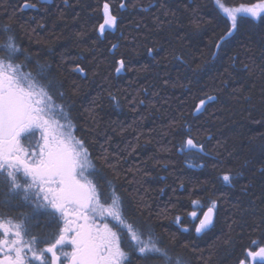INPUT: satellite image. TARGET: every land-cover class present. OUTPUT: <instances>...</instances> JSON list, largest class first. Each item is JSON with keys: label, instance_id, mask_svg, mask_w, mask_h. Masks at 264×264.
<instances>
[{"label": "trees", "instance_id": "16d2710c", "mask_svg": "<svg viewBox=\"0 0 264 264\" xmlns=\"http://www.w3.org/2000/svg\"><path fill=\"white\" fill-rule=\"evenodd\" d=\"M105 2L118 24L101 36ZM5 29L25 71L43 67L90 153L102 201L115 191L128 222L151 229L173 264H238L253 240L264 242V17L241 16L222 42L228 22L216 0H0ZM189 136L198 148L186 155L179 146ZM193 199L217 200L214 227L199 235L187 215ZM24 217L32 236L57 231L0 185V218ZM130 264L158 261L133 253Z\"/></svg>", "mask_w": 264, "mask_h": 264}, {"label": "snow or ice", "instance_id": "6c2138e0", "mask_svg": "<svg viewBox=\"0 0 264 264\" xmlns=\"http://www.w3.org/2000/svg\"><path fill=\"white\" fill-rule=\"evenodd\" d=\"M216 3L228 22L222 42L238 29L242 15L264 17V0L238 7H227L221 0ZM117 24L109 3H103L99 34L116 29ZM20 52L14 35L5 29L0 34V185L10 197L31 205L33 216H47L57 231L37 238L30 235L29 217L0 218V264H130L133 253L145 261L155 258L158 264H173L169 250L151 229L128 222L115 191L110 202L102 201L97 169L83 140L74 134L70 116L51 94L43 67L35 73L25 71ZM116 63L117 73L126 69L124 59ZM208 101L199 100L195 113L205 109ZM179 148L187 155L198 145L189 136ZM220 179L231 186L235 178L224 174ZM216 212L215 199L191 200L187 215L196 234L214 227ZM251 243L238 264H264V242ZM174 264H182L178 256Z\"/></svg>", "mask_w": 264, "mask_h": 264}, {"label": "rangeland", "instance_id": "374dc122", "mask_svg": "<svg viewBox=\"0 0 264 264\" xmlns=\"http://www.w3.org/2000/svg\"><path fill=\"white\" fill-rule=\"evenodd\" d=\"M228 7V6H227ZM221 10V9H220ZM222 12V11H221ZM223 13V12H222ZM224 14V13H223ZM242 16H246V15H242ZM248 17H250V16H248Z\"/></svg>", "mask_w": 264, "mask_h": 264}]
</instances>
